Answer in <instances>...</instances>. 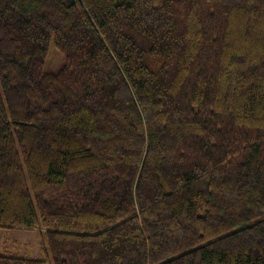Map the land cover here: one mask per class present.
I'll return each instance as SVG.
<instances>
[{"label": "trees", "instance_id": "obj_1", "mask_svg": "<svg viewBox=\"0 0 264 264\" xmlns=\"http://www.w3.org/2000/svg\"><path fill=\"white\" fill-rule=\"evenodd\" d=\"M38 226L0 264H264V0H0V228Z\"/></svg>", "mask_w": 264, "mask_h": 264}, {"label": "rangeland", "instance_id": "obj_2", "mask_svg": "<svg viewBox=\"0 0 264 264\" xmlns=\"http://www.w3.org/2000/svg\"><path fill=\"white\" fill-rule=\"evenodd\" d=\"M62 62V55L52 43L49 48L46 69L55 71L61 67ZM43 243H46V235L41 226L34 229L0 228V252L19 254L37 259H51V255L47 256L42 250Z\"/></svg>", "mask_w": 264, "mask_h": 264}]
</instances>
